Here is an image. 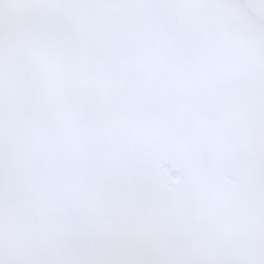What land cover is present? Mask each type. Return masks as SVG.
<instances>
[{
  "label": "snow or ice",
  "instance_id": "6c2138e0",
  "mask_svg": "<svg viewBox=\"0 0 264 264\" xmlns=\"http://www.w3.org/2000/svg\"><path fill=\"white\" fill-rule=\"evenodd\" d=\"M0 264H264V0H0Z\"/></svg>",
  "mask_w": 264,
  "mask_h": 264
}]
</instances>
